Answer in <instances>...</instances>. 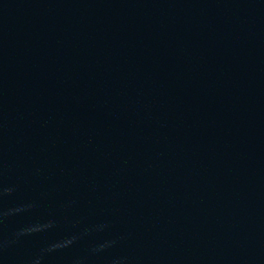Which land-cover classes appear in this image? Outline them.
<instances>
[{"label": "water", "instance_id": "95a60500", "mask_svg": "<svg viewBox=\"0 0 264 264\" xmlns=\"http://www.w3.org/2000/svg\"><path fill=\"white\" fill-rule=\"evenodd\" d=\"M0 264H264V0H0Z\"/></svg>", "mask_w": 264, "mask_h": 264}]
</instances>
